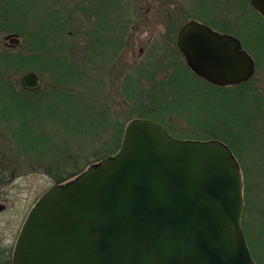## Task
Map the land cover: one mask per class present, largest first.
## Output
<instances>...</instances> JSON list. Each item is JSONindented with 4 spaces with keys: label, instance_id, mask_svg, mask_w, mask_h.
I'll return each instance as SVG.
<instances>
[{
    "label": "water",
    "instance_id": "95a60500",
    "mask_svg": "<svg viewBox=\"0 0 264 264\" xmlns=\"http://www.w3.org/2000/svg\"><path fill=\"white\" fill-rule=\"evenodd\" d=\"M264 16V0H251ZM20 45L18 35H8ZM177 45L216 86L249 81L255 61L234 35L188 21ZM26 88L38 75L22 77ZM244 178L219 140H185L146 118L117 153L45 193L30 210L14 264H257L242 227Z\"/></svg>",
    "mask_w": 264,
    "mask_h": 264
},
{
    "label": "rangeland",
    "instance_id": "374dc122",
    "mask_svg": "<svg viewBox=\"0 0 264 264\" xmlns=\"http://www.w3.org/2000/svg\"><path fill=\"white\" fill-rule=\"evenodd\" d=\"M245 2V0H111L108 4L110 9L108 8L109 11L105 13H107L106 18L108 15L112 16L110 24L115 30V41H119V32L122 33L123 28H126L123 32L127 35L129 32L131 38L126 41L129 42L126 46L123 45L126 38L119 41L120 43L116 42L122 45L116 55L117 59L112 61L106 53L100 55L101 57L95 59V64L93 63L96 70L93 69L88 73L85 71L81 74L79 82L71 84L74 90H78L75 93L80 91L83 92V96H87L88 102L80 98L76 102L74 100L71 103L66 102L67 105L57 104L54 105L55 110H50L51 115H48L46 111L45 117L41 112L37 115H28L26 119L40 120L44 123L42 125L47 129L46 136L53 144L52 150L54 146L56 150H61L64 157L67 154L68 157L65 160L67 170L74 171L77 166L78 174L84 172L89 165L97 163V159L111 155L113 152H107L106 143L117 139L119 125L125 127L135 118L154 120L155 117L154 121L169 127L170 133L180 139L218 140L211 137L223 136L238 152L236 156L246 177L244 179L248 180L249 189L247 196L245 193V205L248 202L247 216L250 214V217L247 218L245 230L248 238H254L251 248L256 250V255L262 258L260 262L263 264L264 50H255V46L251 44L249 46L254 50L250 47L252 51L246 48L258 65L250 88L244 87L235 92L238 95V102L241 99L242 106L239 109L237 102V116L230 117L234 125L225 122L228 119L227 111L235 109L233 99L223 100L220 93L216 94L217 92L211 87L192 76L181 77L180 81L173 80L175 90L169 94V98L171 101L175 99V102L177 100L179 102L173 106V112L161 111V108L166 106V102L162 96V98H156L167 92L172 77H179L172 61L166 62L173 46L169 45L168 39L164 36L171 33L172 28L176 29L183 25L185 20L196 19L212 23L220 29L228 25L229 29L240 33L245 42L253 40L251 33L264 29V20L256 14L249 3L245 4ZM84 6L90 8L88 0H0L1 11L16 9L19 16L14 18L15 21L27 20V25L24 27L29 29L28 31L37 27L36 24L30 27L28 25L30 22L33 24L47 22L49 25L53 23L54 26L67 18L68 26L71 30L78 31L82 38L83 32L93 29L91 14H86ZM46 10L48 11L45 13ZM57 11L59 13H56ZM53 13L55 18L52 19ZM245 25L253 26V29L247 28L248 31H246ZM20 29L14 32L5 29V32L4 30L0 32V50L7 48L8 40H5V37L9 34L20 36L21 45L15 48L16 50L25 48L27 38L24 39V36L20 34ZM48 31L51 33L52 29L49 28ZM237 37L241 39L238 35ZM49 39L52 38L49 37ZM68 42L73 44L69 39ZM80 43L82 45L79 49L85 44ZM83 51L80 50V53L83 54ZM69 56H72L73 60H76L75 57H81L73 56V54ZM181 60L186 64L182 57ZM81 66L84 68V62ZM85 67L90 66L87 63ZM28 72L31 71H23L16 75L17 81L12 80L16 90L20 92L24 90L21 77ZM39 75V88L29 94L32 100L48 92L53 84L50 73L45 72ZM180 84L183 86L180 87ZM251 88L254 96L251 102L245 104L243 99L246 97L244 98L242 94L244 91L249 94L248 91ZM200 93L202 95L199 96ZM42 103H47V98ZM244 105L248 106L244 107ZM104 110L106 111L103 112ZM148 112H152V115ZM91 117L93 122H90ZM30 144L38 147L42 143L34 139ZM72 177L74 178L75 175ZM48 188L49 186L43 183L42 176L24 175L17 178L13 186L5 191L7 196L4 197L8 208L0 212V248L1 244L10 246L33 202L44 189Z\"/></svg>",
    "mask_w": 264,
    "mask_h": 264
},
{
    "label": "trees",
    "instance_id": "16d2710c",
    "mask_svg": "<svg viewBox=\"0 0 264 264\" xmlns=\"http://www.w3.org/2000/svg\"><path fill=\"white\" fill-rule=\"evenodd\" d=\"M245 1H246L245 4L249 3V5H251L250 0H245ZM253 10H255V9L253 8ZM47 11L48 10H46L45 13ZM255 12L260 18H262L264 20V17L259 12H257L256 10H255ZM56 13H59V11H57ZM24 15H25V13H24ZM18 16H19V13L16 12V9H5V10L2 9V11H1V8H0V32L2 30H4V32H5V29L7 31L14 32L15 30L21 28L20 34L22 36H24V39L27 38L25 40V48L23 50L19 51V50H16L15 48H10V47H7V48H4L3 50H0V103L25 104V107L21 108L20 112L25 114L24 118H27L28 115H31V116L33 114L37 115L38 113H41V112L44 113L43 114L44 117L47 114L51 115L52 112H50V110H55L54 105H57V104L67 105V103H71L73 100H74V102H76V101L80 100V98L83 99V101L88 102V98H86L87 96L86 97L83 96L84 95L83 92H80V91H79V93H75L78 90H76V89L74 90L73 89L74 87H72L71 84L72 83L75 84V83L79 82L81 74L84 73L85 71L88 73L93 69L96 70L95 69L96 67L95 68L93 67V63L95 64V59L98 58V56L105 55L104 53L108 54V56H116L118 54L119 47H121V45H118L116 43L118 41H115L114 45H112V46L97 45L95 43L94 32L92 30H90L89 32H83L84 36L82 38L78 31L71 30V28L68 26L69 22H68L67 18H65L62 21V23L56 24L54 26H53V23L51 25H49V23H47V22L46 23L43 22V24L37 23V22H34V24H33L30 22V23H28V25H30V27H33L35 24L37 27L33 28L34 31H32L33 29H31V31H28L29 29L24 27V25H27V20H20V22H16L14 18H16ZM53 18H55L54 13L52 14V19ZM189 20L187 19V20H185V22H187ZM205 23L213 26L212 23H209V22H205ZM39 27H41V29H39ZM180 27L176 28V29L172 28L171 33L169 32V34L164 36V38L168 39L167 41H169V43H170L169 45L173 46L171 48V52L169 55L170 57L168 56V59L166 60V62L172 61V63L175 65V69L177 70L176 73H179V77L178 76L172 77L171 82L168 84L167 92L164 93L163 95L158 94L160 96L156 97L157 99L164 97V100L166 102V106L161 108V111H163L164 113H169V112L171 113V112H173L172 111L173 106H175L179 103L178 100L175 102V99H174V101H171V99L169 98L170 97L169 94H171L175 90V85H174L173 80L176 79V80L180 81L181 77L192 76L196 80L204 83L206 86L211 87L213 89V91L217 92L216 94L220 93V95H221L220 97H222L223 100L226 101V100L233 99V102H235L233 104V105H235V109H231V110L227 111L228 112V119L225 122H226V124L234 125L233 121H231L230 117H233L235 115L237 116L236 104L238 102V100H237L238 95L235 92H237L238 88L239 89L244 88V87L250 88L249 86H250V84H252L253 80H250V81L243 83V84H239V86L237 85V86H229V87H217V86L211 85L208 82L198 78L188 68V66L185 63H183L181 60V57L183 59H184V57L176 45L177 33H178ZM244 27H245L246 31H248L247 28L253 29V26L247 27V25H245ZM49 28L52 29L51 33H49V31H48ZM218 29L221 30V32L234 33L236 36L238 35L239 37H241L240 33L238 34L235 31H233L231 28L229 29L228 25H225L224 28H221V29L218 28ZM27 33H28V35H26ZM251 34H252L251 39H253V40H246V42H245V40L242 39V37H241L245 48H248V50H251L252 48L249 46L251 44V45L255 46V50L257 49V50L263 51L264 45H260V44L264 43V29H262L260 32H254ZM49 37H51L52 39H49ZM68 39L73 44H69ZM80 42H84L85 44L79 49L80 45H82ZM249 47L251 49H249ZM80 50H84L83 54L80 53ZM252 50H254V49H252ZM71 54H73V56L79 55L81 57H75L76 60H73L72 59L73 57L69 56ZM82 57H86V58H82ZM82 62H84V68H82V66L80 67ZM87 63L90 66L89 68L85 67V65ZM257 65H258V63H257ZM27 70L36 71L39 74H44L45 72L50 73V77L52 78V81H53V84L51 85L50 89H48L49 91L45 92L44 94H40L39 95L40 97L35 98V100L30 99L29 94L32 92H30L26 89H24L23 91L20 92L14 88L15 83H12V80L14 82L17 81L16 75L22 73L23 71H27ZM179 86L182 87L183 85L180 84ZM157 92H158V90H157ZM248 92H249V94H247L246 91H244V94H242L244 98L246 97L245 99L242 98L243 101L245 102V104H247L246 102H249V101L251 102V98L254 96L252 93V88ZM200 95H202V93H200L199 96ZM226 97H227V99H226ZM46 98H47V103H42L43 101H46ZM222 99H221V101H222ZM240 100L241 99H239V102H238L239 103V109L242 106ZM42 104H44V105L41 106ZM48 105H50V106H48ZM247 106L248 105H244V107H247ZM46 111H47V114H46ZM105 111L106 110H104L103 112H105ZM148 113L152 115V112H148ZM104 115H107V114H104ZM101 119H104V118L101 117ZM154 120H155V117H154ZM90 122H93V118H92V120H90ZM118 127H119V129H118L119 133L117 135V139H115L113 142L110 141V142L106 143L107 152H109V153L113 152V153H111V155L116 153L121 147V142H122L125 127L121 126V125H119ZM93 128L95 129V127H93ZM167 128L171 132V129L169 127H167ZM97 131H96V133H97ZM96 137H98V136H96ZM211 138H215V139H218V140H221V141L227 143L231 147V149L233 150L235 155H236V153H238L235 150V148L233 147V145L230 142H228L226 139H224L223 136L216 135V136H213ZM56 151L61 152V150H56L53 146V154H54L53 156L56 155V153H57ZM66 157H68L67 154H66ZM101 159H103V158H101ZM101 159H97L96 161H100ZM67 160L69 161V158H67ZM83 161H84V159H83ZM87 164H89V163H87ZM76 174H78V168H76L74 171L68 170L66 176L64 174V176H62V177H65V179H69ZM248 178H249V176H248ZM245 183H246L245 193L247 196V191L249 189L248 180L245 179ZM248 210H249V205L247 202V204L245 205V209H244L242 225H243L245 234L247 236L249 246L251 248V243H253L255 240L253 237L248 238V233L245 230L246 225H247V218L250 217V214H249V216H247ZM257 239H258V237H257ZM263 244H264V240H263ZM251 251H252L253 256H254L255 260L257 261V263L262 264L260 262V260H262V258L261 257L259 258L256 255V250L254 248L253 249L251 248Z\"/></svg>",
    "mask_w": 264,
    "mask_h": 264
},
{
    "label": "flooded vegetation",
    "instance_id": "af4514ba",
    "mask_svg": "<svg viewBox=\"0 0 264 264\" xmlns=\"http://www.w3.org/2000/svg\"><path fill=\"white\" fill-rule=\"evenodd\" d=\"M88 1L90 8L89 6H84L83 8L85 9L84 11L87 12V15L91 14L93 26L92 31L94 32L95 43L101 46L114 45L116 35L114 27L110 24L112 16L109 17L108 15L106 18L107 13H105L110 9L108 4L111 0ZM215 29L219 30L217 28ZM125 30L126 28H123V31ZM123 31L122 33L119 32L118 40L121 42L122 39L126 38L123 44L126 46L129 43L126 41L130 40L131 36L129 32L127 35ZM178 35L179 32L177 38ZM9 42L10 39H8V43ZM109 57L110 59L112 58V61L117 59L116 56ZM256 70L257 62H255V71ZM26 90L32 92L34 89ZM24 107L25 104L20 103H0V212H3L8 208L7 200H5V197L7 196L5 195V191L13 186L17 178L24 175H38L42 176L43 183L49 186L48 189H44L43 193L37 196L29 211L47 191L68 180L65 179V177H62L64 174L66 176L68 171L66 166L67 163L65 162L66 157H64L62 152L57 151L58 154L56 153V155L53 156L51 139L49 140L46 136L47 129L42 125L44 123L40 120L24 118L25 114L20 112L21 108ZM30 139H32L31 141L36 139L38 143L42 144L35 147L30 144ZM27 215L25 219L27 218ZM21 228L16 238L10 243L9 247L1 244L0 264H14V249Z\"/></svg>",
    "mask_w": 264,
    "mask_h": 264
}]
</instances>
